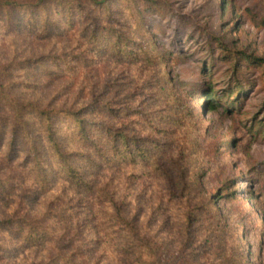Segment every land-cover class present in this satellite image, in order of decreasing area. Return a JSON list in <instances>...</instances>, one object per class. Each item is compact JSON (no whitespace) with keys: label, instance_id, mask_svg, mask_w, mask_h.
Returning <instances> with one entry per match:
<instances>
[{"label":"rangeland","instance_id":"rangeland-1","mask_svg":"<svg viewBox=\"0 0 264 264\" xmlns=\"http://www.w3.org/2000/svg\"><path fill=\"white\" fill-rule=\"evenodd\" d=\"M10 1L31 4L36 0ZM151 1L158 2L163 13L145 0H130L129 10L111 3L116 12L114 26L138 41L146 28L141 24L144 19L162 46L180 56L172 63L125 62L87 48L82 27L67 28L65 18L53 11L51 17L59 29L47 36L40 33V17L12 12L9 19L0 12V86L10 89L16 99L62 111L93 103L143 108L153 124L167 132L160 140L169 144L163 156L167 175L149 173L146 167L105 169L90 176L95 192L88 195L77 194L60 178L46 192L37 190L21 168L4 163L7 147H3L0 221L43 218L49 240L40 247L29 246L18 230L0 227V264L47 263L57 256H65L67 264H154L145 253L147 248L136 246L139 241L132 234L111 225L114 209L106 196L125 202L124 213L134 222L140 240L176 252L185 240L183 211L174 202L167 208L159 206L164 196L168 200L171 186L180 193L186 180L192 185L194 205L205 203V198L216 200L230 180L240 197L237 202L221 201L199 215L191 248L198 253L197 264H264V81L256 70L237 73L208 34L223 35L232 48L264 55L260 5L256 0ZM169 12L174 14L173 21ZM98 15L102 22V14ZM50 56L66 60L69 67L58 69L49 61L43 69L19 67L25 60L43 62ZM202 83H210L215 87L211 90L221 96L233 90L238 94L236 86H240L236 111H225V103L209 111L208 102L191 93L193 85ZM105 114L95 116L116 126L123 122ZM1 115L9 113L0 102ZM131 120L134 124L136 118ZM259 122L262 131L254 133ZM58 125L69 138L70 125ZM229 140L236 144L230 145ZM76 149L69 145V150ZM179 161L190 170L183 181L175 165ZM256 193L260 195L258 217L247 201Z\"/></svg>","mask_w":264,"mask_h":264},{"label":"trees","instance_id":"trees-1","mask_svg":"<svg viewBox=\"0 0 264 264\" xmlns=\"http://www.w3.org/2000/svg\"><path fill=\"white\" fill-rule=\"evenodd\" d=\"M145 1L148 2L150 8L163 13L164 8L158 2ZM256 1L264 15V0ZM111 3L121 5L126 10L131 9L130 0H36L31 4L2 0L0 1V12L7 14L9 19L14 16L12 12L26 14V17L31 16V18L40 17V33L47 36L52 31L59 29L57 20L51 17L53 11V13L59 14L60 18H65L67 28L82 27L87 48L91 47L92 50L106 52L113 58L125 62L138 63L142 61L149 66H156L172 63L176 57H180L162 46L158 36L152 32V26L147 25L144 19L141 24L146 28L144 32H141V39L138 41L130 38L127 32L116 28L114 26L116 12L111 7ZM98 12L102 14V22ZM168 15L173 21L174 14L169 12ZM260 21L264 22V17ZM234 24L236 26L237 22ZM208 34L216 39L224 56L233 63L237 73L240 74L245 69L256 70L264 81V55H258L248 49L232 48L223 35L216 36L212 32H208ZM47 62L56 65L58 69H62L63 65L69 67L67 61L58 56H50L43 62L25 60L19 67L43 69ZM179 83L182 87L184 86L182 82ZM236 87H238V94H235L233 90L227 96H221L211 90L215 87L210 83L207 85L202 83L193 85L191 93L193 96H202V100L205 103L208 102L206 107L209 111H214L222 106L221 103H225L227 105L225 111L232 112L236 111V99L242 92L240 86ZM6 90L0 86V102L9 113L8 116H0V152L3 147H7L6 153L2 155L4 163L8 167L21 168L37 190L46 192L53 182L60 178L77 194H92L95 192V184L90 179L93 173L111 168L119 169L122 165L133 168L146 167L149 173L153 172L161 176L168 174L169 167H166L163 156L166 154L169 144L160 140L161 136L167 135V132L153 124L152 117L145 109L132 110L110 104L101 107L97 103L71 111L40 109L33 103L19 101L12 95L10 89ZM100 113H106L105 115L110 118L117 119L119 122L123 120V122L116 126L105 121H98L95 114L99 115ZM131 118H136L134 124L131 123ZM61 122L70 125L69 138L63 135V131L58 125ZM261 124L260 122L254 124L252 131L254 133L261 132L262 129L258 130ZM149 129L152 130V134L147 135L146 131ZM232 141L229 140L228 143L235 145L236 142L232 143ZM69 145L76 146L78 149L69 150ZM20 152H23L22 157H20ZM175 165L182 172L178 173L182 181L186 180L190 170L181 161L175 162ZM234 184V181L230 180L224 186L225 193L223 195L212 201L205 198L206 202L199 205L192 203L190 195L192 185L188 184L187 180L183 182L180 193H177L171 186L169 197L167 196L168 200H165L164 196L159 207L167 208L174 202V205L183 211L185 240L182 248L176 252H171L156 243L152 244L149 240H140L135 231L134 222L128 219L124 213L125 202H118L107 194L106 197L114 209L110 222L113 227H120L119 232L128 231L132 234V237L139 241L136 243L137 247L147 248L145 253L153 260L154 264H197L198 253L191 250L194 243V223L201 219L199 216L201 213L209 212L221 201H239L238 192L233 190ZM253 197L247 201H250L252 208L257 210V214L254 215L258 217L261 214L258 210L260 195L256 193ZM262 218L264 224V213ZM44 222L43 218L33 220L10 218L0 221V227L18 230L25 244L40 247L49 240V230L44 226ZM133 246L129 245V248L132 249L130 253L133 251ZM67 263L68 260L65 256H57L47 263L38 264Z\"/></svg>","mask_w":264,"mask_h":264}]
</instances>
